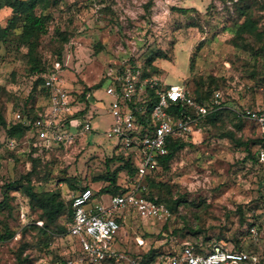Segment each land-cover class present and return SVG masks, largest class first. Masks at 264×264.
<instances>
[{
  "label": "rangeland",
  "instance_id": "obj_1",
  "mask_svg": "<svg viewBox=\"0 0 264 264\" xmlns=\"http://www.w3.org/2000/svg\"><path fill=\"white\" fill-rule=\"evenodd\" d=\"M175 7L191 10L182 13ZM36 12L48 14L49 21L47 32L33 45L23 42L22 17L7 40L0 41V111L10 120L12 104L33 93L32 104L42 107L46 99L34 88L38 73L33 66L36 59L47 65L60 62L73 99L95 86V98L90 96L95 102H89L83 115L91 118L92 128L66 149L35 148L28 135L26 143L13 148L0 122V235L6 236L0 237V264H83L76 262L72 237H54L57 231L39 232L27 224L31 218L22 214L28 205L21 189L11 201L12 206L19 203V210L1 201L6 185L19 183L34 158L39 159L40 174L32 180L38 192L56 191L69 201L77 185L95 190L105 185L100 177L119 165L108 160L118 153L117 140L107 135L114 122L106 93L108 72L116 73L129 60L147 66L164 85L198 87L208 94L210 106L220 91L215 105L224 109L218 121L194 134L165 169L156 171L153 183H147V193L161 200L172 216L162 222L125 211L120 247L167 251L187 241L209 247L232 246L241 239L263 263L264 132L255 121L243 122L240 114L264 109V0H49ZM13 17L11 7L0 10L3 26ZM247 19L263 37L240 31ZM122 178L124 172L119 182ZM32 215L38 219L41 211ZM58 221L64 226L66 214ZM137 236L145 239V248L137 245Z\"/></svg>",
  "mask_w": 264,
  "mask_h": 264
},
{
  "label": "built area",
  "instance_id": "obj_2",
  "mask_svg": "<svg viewBox=\"0 0 264 264\" xmlns=\"http://www.w3.org/2000/svg\"><path fill=\"white\" fill-rule=\"evenodd\" d=\"M61 68L57 63L45 74L44 87L48 95L44 109L35 118L11 109V119L28 125V137H36L47 148L69 147L79 136L89 134L92 128L90 117L75 116L88 107L89 102H95L92 92L85 96L80 94L77 101L73 99ZM107 80L106 93L111 98L109 109L114 117L107 135L117 140L115 151L119 153L125 149L126 155L132 157L137 174L131 179L130 188L122 194L97 198L92 186L73 194L72 218L67 226L69 236L77 245L76 262L105 264L113 259L120 264H261L262 257L258 253L234 249L225 243L202 247L187 241L180 248L160 251L149 260L142 258L141 251L131 252L120 247L125 211L134 210L162 222L172 216L168 207L142 194L147 188L146 177L158 167L160 156L168 153L170 137L188 140L205 128L203 118L216 108L221 92L215 91L210 106L209 102L196 100L184 85H164L156 75H144L139 62H124L116 73L108 72ZM175 106L185 111L174 116L171 111ZM193 111L196 114L191 113ZM241 114L255 121L264 132V109L244 110ZM9 145L14 148L19 144L10 139ZM22 214L26 216V212ZM251 230L255 232L254 228ZM136 243L140 248L146 246L141 236L136 237Z\"/></svg>",
  "mask_w": 264,
  "mask_h": 264
},
{
  "label": "trees",
  "instance_id": "obj_3",
  "mask_svg": "<svg viewBox=\"0 0 264 264\" xmlns=\"http://www.w3.org/2000/svg\"><path fill=\"white\" fill-rule=\"evenodd\" d=\"M49 0H0V10L4 8L5 6H9L12 8L14 12V17L12 18L10 24L8 26H3L0 21V41H6L9 34L10 29L15 26L17 19L22 17L24 19V25H23V42L31 43V45L34 44V42L45 32H47V23L49 21V15L40 13L38 14L36 12L37 7H41L45 9L47 7ZM176 10L186 13L189 10H191L188 7H175ZM254 23L251 19H247L243 22L240 31L242 32H252L258 37H263V34L258 31L257 29H254ZM64 32H60L59 35L63 36ZM66 40H69V38L65 35ZM58 58L59 60L62 59V51L60 50L58 52ZM60 64V62H53L51 65H47L46 62L42 61L41 59H36L35 64L33 66V71L38 73V77L35 81L34 88L38 90L40 89L43 92L44 99L47 98L48 91L44 87L45 83V74L49 72L55 64ZM129 63H135L133 60H129ZM62 66V65H61ZM144 75H152V71L147 66H143ZM101 84V83H100ZM95 86L92 87H86L84 89V92L82 93V96H85L87 92H92ZM188 88V87H187ZM189 89V88H188ZM192 96L201 102H207L208 100L206 97H208V94H204L198 87L195 88V90L189 89ZM35 93L30 94L25 101H20L12 104V108L15 111H21L24 114H27L31 118H35L43 109L42 107H36V105L32 104V101L34 100ZM154 100V99H152ZM151 105L153 102L150 103ZM223 109L221 106H217L215 109L210 111L207 115L204 116L203 121L206 125L211 126V123H214L218 121L221 118V115L223 113ZM87 107L84 110L78 111L75 116H82L86 113ZM185 111L184 108H180V106H175L172 109V113L174 116H179L181 113ZM193 114H196L195 111L191 112ZM240 116L243 119V122L246 121V117H244L242 114ZM0 122L6 129L7 136L10 139H13L18 142V144L26 143L28 137V132L30 127L28 125H24L20 121L8 118V114L0 111ZM230 136H233L232 133H227ZM191 139H186L184 137H178L173 138L170 137L168 139V148L169 151L167 154L160 156L159 158V164L158 167L151 172L146 177V184L148 183L151 185L153 181L157 178V172L160 168L165 169L170 162L174 159V157L182 151L186 146L189 144ZM262 142H264V135H262V138L260 139ZM30 144L32 146H35V148L40 144L39 141H37L36 137H32L30 140ZM43 146V145H42ZM57 148L60 149H66L68 147H65L63 145H56ZM108 160H116L119 161L118 167L113 170H108L105 175H102L100 178H102L106 183L105 185L98 189L96 191V197L102 198L106 197L108 195H115V194H122L126 192L130 187V181L135 175L137 174V166L135 165L134 161L132 160L131 156L126 155V150L122 149L119 151V153H115L112 157H109ZM157 171V172H156ZM124 172V178L120 180L119 182V175ZM40 174L39 169V159L34 158L32 159V169L23 175L19 181V183L10 182L6 185V194L4 195L2 199V205L9 206L10 208L16 207L18 210L20 209L19 203L16 202V205H11V201L16 199L18 194L16 191L18 189H21L23 195L24 202L28 205V210L26 211V216H29L31 220L27 222L29 225H34V227L38 228L39 232H44L46 230L51 231H57V233L54 234L55 236H69L68 226L67 223L72 218V199L69 201H65L59 192H38L35 190V186L32 182L33 177ZM91 186L88 184L84 185H77V190ZM142 194L145 195L147 198H150L152 200H155L159 203H161V200L158 198H154V195H150V193H147L146 190L142 191ZM41 211V215L38 219H33L32 211L36 210ZM63 214H66V224L64 226L60 224L58 221L59 217ZM35 218V217H34ZM255 224V223H253ZM166 226V223H163V227ZM62 231V232H59ZM0 237H6L5 235H0ZM197 244V243H196ZM199 245V244H197ZM231 246V245H230ZM234 249H241L246 250L250 253H258L256 250H254L251 247H245L243 243H241V239H239L236 244L232 245ZM161 250L157 247L151 246L150 249L146 252L141 251L140 254L142 255V258L145 260L152 259L156 257L157 253ZM105 264H120L117 263L115 260L110 259ZM261 264H264L261 263Z\"/></svg>",
  "mask_w": 264,
  "mask_h": 264
},
{
  "label": "crops",
  "instance_id": "obj_4",
  "mask_svg": "<svg viewBox=\"0 0 264 264\" xmlns=\"http://www.w3.org/2000/svg\"><path fill=\"white\" fill-rule=\"evenodd\" d=\"M93 97L95 98V95H93ZM88 137V136H87Z\"/></svg>",
  "mask_w": 264,
  "mask_h": 264
}]
</instances>
